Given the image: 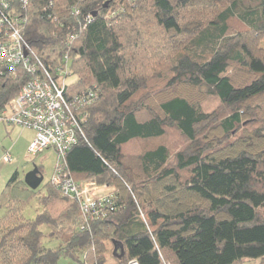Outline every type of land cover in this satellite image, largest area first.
Segmentation results:
<instances>
[{
    "label": "trees",
    "instance_id": "1",
    "mask_svg": "<svg viewBox=\"0 0 264 264\" xmlns=\"http://www.w3.org/2000/svg\"><path fill=\"white\" fill-rule=\"evenodd\" d=\"M8 1L48 68L69 57L66 96L98 94L62 165L111 192L93 219L51 180L41 195L15 171L0 264H106L107 241L116 264H264V0ZM17 70L0 75V110L31 79ZM36 197L42 210L25 218Z\"/></svg>",
    "mask_w": 264,
    "mask_h": 264
},
{
    "label": "built area",
    "instance_id": "2",
    "mask_svg": "<svg viewBox=\"0 0 264 264\" xmlns=\"http://www.w3.org/2000/svg\"><path fill=\"white\" fill-rule=\"evenodd\" d=\"M10 5L8 0L0 4V75L16 77L17 69L21 68L30 74L31 79L0 110V124L7 128L19 126L33 130L29 155H37L49 148L57 152L58 163L51 178L53 184L75 197L91 218L105 217L107 213L104 209L109 208L106 202L108 196L92 195L99 187L96 179L76 181L62 165L67 150L78 141L79 133H82L79 119L87 116L85 108L94 103L98 94L88 89L72 97L66 96L69 79L73 76L69 57L64 56L53 69L48 68L23 35L27 18L16 13L19 17L12 19L9 16L11 14L6 12ZM12 9L14 12L15 9ZM12 161L11 152L6 150L0 162ZM114 208L110 206V209ZM128 264L139 263L133 259Z\"/></svg>",
    "mask_w": 264,
    "mask_h": 264
},
{
    "label": "rangeland",
    "instance_id": "3",
    "mask_svg": "<svg viewBox=\"0 0 264 264\" xmlns=\"http://www.w3.org/2000/svg\"><path fill=\"white\" fill-rule=\"evenodd\" d=\"M257 1L255 0H244L243 6H255ZM261 47L264 48V40L261 42ZM75 80V77L72 76L69 79L68 84ZM0 125V161L2 155L6 150H9L12 154V162H0V194L4 187L6 186L7 181L13 175L15 171H18L21 177H26L28 173L34 170L35 167H41L43 172V179L39 187L36 189L37 193L41 195L45 194L46 186L50 182L56 165L58 163L57 152L52 149H46L43 152L37 155H29L28 147L30 145L31 139L33 138V131L27 128L22 127H8ZM97 182V179H96ZM98 183V182H97ZM97 190L92 192V195H106L111 192V189L104 184H99ZM42 210V207L38 201V198H34L23 210V215L25 218H34L37 213ZM4 210H0V216L3 214ZM41 230L46 234L43 242L47 247L56 248L59 246L60 241L56 238L50 237L48 235L50 228L45 224L41 226ZM112 242L107 241L109 249L107 254L111 251ZM108 248V247H107ZM106 254V255H107ZM58 264H78L70 258L62 257ZM249 264V263H247ZM250 264H257L252 262Z\"/></svg>",
    "mask_w": 264,
    "mask_h": 264
},
{
    "label": "water",
    "instance_id": "4",
    "mask_svg": "<svg viewBox=\"0 0 264 264\" xmlns=\"http://www.w3.org/2000/svg\"><path fill=\"white\" fill-rule=\"evenodd\" d=\"M43 179V176L39 174V169L38 167H35L33 171H31L30 173H28L25 177V181L28 183V185L32 188V189H37L39 187V185L41 184ZM116 249L119 245V243L114 242ZM121 246V245H120ZM122 249V247H121Z\"/></svg>",
    "mask_w": 264,
    "mask_h": 264
},
{
    "label": "crops",
    "instance_id": "5",
    "mask_svg": "<svg viewBox=\"0 0 264 264\" xmlns=\"http://www.w3.org/2000/svg\"><path fill=\"white\" fill-rule=\"evenodd\" d=\"M0 125H2V124H0ZM15 127V126H14ZM16 127H19V126H16ZM6 128V127H5ZM6 129H8V128H6ZM28 129V128H27ZM31 130V129H30ZM33 131V130H32ZM33 133H34V131H33ZM33 138H34V134H33ZM33 138L31 139V141L33 140ZM31 143V142H30ZM38 167V166H37ZM110 248H111V251L106 255V264H116V257L118 256L117 255V251L119 252V245H118V247H117V249H116V246H115V244L114 243H111L110 244ZM107 247H108V249H109V245L107 244Z\"/></svg>",
    "mask_w": 264,
    "mask_h": 264
}]
</instances>
